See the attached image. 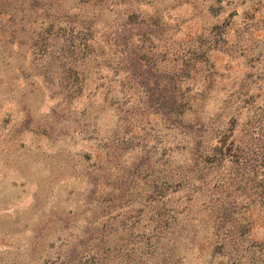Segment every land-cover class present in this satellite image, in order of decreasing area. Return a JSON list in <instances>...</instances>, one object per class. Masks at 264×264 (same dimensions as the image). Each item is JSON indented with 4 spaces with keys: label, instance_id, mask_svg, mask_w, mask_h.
I'll use <instances>...</instances> for the list:
<instances>
[{
    "label": "rangeland",
    "instance_id": "1",
    "mask_svg": "<svg viewBox=\"0 0 264 264\" xmlns=\"http://www.w3.org/2000/svg\"><path fill=\"white\" fill-rule=\"evenodd\" d=\"M158 77L255 160L201 169ZM263 173L264 0H0V264H264Z\"/></svg>",
    "mask_w": 264,
    "mask_h": 264
},
{
    "label": "trees",
    "instance_id": "2",
    "mask_svg": "<svg viewBox=\"0 0 264 264\" xmlns=\"http://www.w3.org/2000/svg\"><path fill=\"white\" fill-rule=\"evenodd\" d=\"M123 39H124L123 44L125 46L123 47L122 50L124 51L122 52H126V56L131 61H135V63H133L134 66L142 70L143 68L141 61L142 58L138 56L137 52L133 54L131 52V49H128L129 48L128 37L124 36ZM180 87L183 89V86ZM169 88H171L170 84L164 83L162 85L158 77L154 83V88H152L151 93H149V96L152 100H155V102L157 103V107L160 109V112L175 118L174 123L178 124V126L187 128V130L184 131V133L186 134L187 142L189 144L188 147V149L190 148L189 152L192 153L191 159H194L195 161L199 159L200 165H202L201 169L203 167L204 168L208 167L209 165L213 164L216 160L217 162H221L226 158H229V160L230 159L233 160V158L236 157L239 161H242V163H244L245 161L249 162V159H251L250 161L254 159V153H253L254 150L251 151V146L241 143L233 136L236 132L235 117L229 122V125L213 128V130H215L216 133L217 143L215 145H209V143L206 140V133H205L209 130L208 127L205 128V126L207 125L202 126V134L200 135H198L195 129L196 128L195 122H197L200 119V114H198L197 111L195 110L196 109L195 105L197 104V96L191 95V93L185 94L183 92L182 94L179 95V93H177L175 90ZM202 96L201 99H203ZM193 113L196 115V117L194 116L191 119ZM189 115H190L189 117L190 119H188ZM187 122L189 124H186ZM194 155L196 158H194ZM262 176L263 179L260 180V187L264 189V173ZM183 184L187 185L186 179L182 181L180 186H182ZM169 193L170 191H167L164 192L162 195V197L164 196V201H165L163 205V210L159 209L158 211L157 209H153L152 210L153 215L155 216L150 218L153 219L154 221L156 219V223H158V225L155 226L156 228L153 227V230L156 232L155 236H157L158 238H161V236L163 237L166 236L165 235L166 230L170 226V223L168 224L167 221H169V219H177L178 213H180L177 210V206L168 207L167 202L170 201V197H171L168 195ZM148 200H150V206H151L153 201H155L156 199L150 195ZM217 244L222 245L221 248L230 246L232 250V253L230 252V254L232 256L235 254V252L238 251L237 240L235 239H225L224 241L218 240ZM231 255H230V259L233 258L231 257ZM213 257L211 256V259ZM116 260L118 263L120 262L119 258L117 257ZM237 260L239 259H236V261ZM234 262L235 261H233L232 264H234ZM88 263L89 262L86 261L85 264ZM248 263L260 264V261H257L256 258L255 259L252 258L251 260H249ZM59 264H77V263L75 257L69 256L66 259H62V261L59 262Z\"/></svg>",
    "mask_w": 264,
    "mask_h": 264
}]
</instances>
